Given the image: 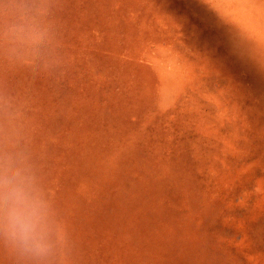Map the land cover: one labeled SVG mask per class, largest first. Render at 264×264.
I'll use <instances>...</instances> for the list:
<instances>
[{"label": "rangeland", "instance_id": "1", "mask_svg": "<svg viewBox=\"0 0 264 264\" xmlns=\"http://www.w3.org/2000/svg\"><path fill=\"white\" fill-rule=\"evenodd\" d=\"M58 20L66 70L7 84L77 264H264V0H60Z\"/></svg>", "mask_w": 264, "mask_h": 264}, {"label": "clouds", "instance_id": "2", "mask_svg": "<svg viewBox=\"0 0 264 264\" xmlns=\"http://www.w3.org/2000/svg\"><path fill=\"white\" fill-rule=\"evenodd\" d=\"M60 0H0V252L10 264H77L78 243L51 195L30 109L10 74L56 77L68 66Z\"/></svg>", "mask_w": 264, "mask_h": 264}]
</instances>
